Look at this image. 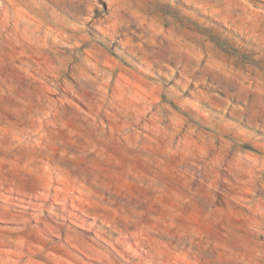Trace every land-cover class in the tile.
<instances>
[{
	"label": "rangeland",
	"instance_id": "rangeland-1",
	"mask_svg": "<svg viewBox=\"0 0 264 264\" xmlns=\"http://www.w3.org/2000/svg\"><path fill=\"white\" fill-rule=\"evenodd\" d=\"M0 264H264V0H0Z\"/></svg>",
	"mask_w": 264,
	"mask_h": 264
}]
</instances>
